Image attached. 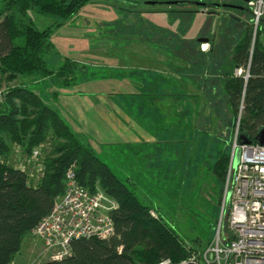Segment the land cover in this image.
<instances>
[{
	"label": "rangeland",
	"instance_id": "obj_1",
	"mask_svg": "<svg viewBox=\"0 0 264 264\" xmlns=\"http://www.w3.org/2000/svg\"><path fill=\"white\" fill-rule=\"evenodd\" d=\"M5 1L0 0V9ZM151 1L160 3L174 0H92L84 5L77 15L66 20L35 9L30 10L25 16L18 14L20 20L31 21L40 30L52 29L50 39L52 48L45 54V59L48 68L55 73L48 77L40 74L18 76L13 81L6 80L5 76L0 74V85L6 91L18 85L29 86L46 105L58 112L76 136H79L78 130L74 127L79 121L78 110L72 107L75 106L72 104L69 107L73 110L69 111L67 104L74 103L78 98V91L83 89L82 82L78 81L86 77L84 73L97 70L100 76L108 73L117 79L123 78L124 73H131L128 65L132 63V58L135 59L136 56L147 51L154 55L155 59L159 54V62L161 59L164 61L154 67L158 68L164 77L162 80H157L155 77L154 82L165 88V92L175 85L190 91V85L195 83L199 84L202 92V87L205 86V90L198 96V99L203 97L205 100L202 109H199L198 100H192L190 103L189 98L179 104L182 120L177 118L170 122L166 129L168 130L166 133L170 132L174 141L170 144L164 143L162 148L159 147L158 152L152 151L153 156H150V151L145 152L143 154L145 158L137 163L134 162L133 165L135 174L133 176L139 179V185L135 184V193L142 203L151 207V215L173 229L187 248L199 247L202 244L199 248L203 249L216 237L220 227L223 236L230 235L227 224L228 205L223 209L221 201L224 179L216 176L214 166L221 152L231 154L236 126H233L234 114L230 111L220 84L221 77L213 76L215 62L219 59L223 62L228 60L233 47L245 31L247 17L250 18L248 28H252L251 45L255 43L257 30L252 21V8L249 4H245V0H192L221 4L220 16H209L203 24L205 26L212 23L218 34L222 32L225 34V39L218 35L219 39L214 43L213 52L201 55L199 52H194L199 48L195 39L191 42L184 41V38L192 37L196 32L192 29L196 26V16L171 11L170 6L173 5L162 6L158 3L151 4ZM224 4L236 7L228 12ZM244 4L248 12H237ZM176 8L200 9L194 4L176 6ZM217 8L215 5L208 9ZM229 14L233 18L240 19L242 21L240 25L237 22L234 24ZM262 17L263 31L260 40L264 42V14ZM203 24L199 27L201 32L205 30ZM202 35L199 33L195 38ZM142 40H149V43H142ZM209 45L204 44V47L209 50L211 49ZM200 47L202 48V45ZM65 59L77 64V71L71 76L73 82L68 85L65 84L63 77L56 75L57 69L65 63ZM209 59L213 64L212 76L199 78L198 73H202V70H199ZM194 60L202 66L198 67L197 64L193 70L189 67L194 65L192 63ZM134 62L138 61L134 60ZM150 87L154 88L155 85L150 84ZM148 92L144 94L145 97L151 96L150 92L154 91L151 89ZM106 94L108 95V92ZM157 96H164L167 99L163 108L170 109V112L173 108V111L176 110L177 105L170 108L167 104L169 98L167 94H155V97ZM16 103L19 104V101ZM154 106L155 103L152 104L148 100L141 116L144 121L152 117L149 111ZM184 109H187V112H183ZM139 115L138 111H134L133 119L138 118ZM169 117L172 118L171 115ZM159 129H162L160 125H148L144 133L148 132L152 135L159 132ZM177 134H180L178 136L180 141H177ZM4 137L9 151L2 159L9 165L27 171L34 182L42 177L41 165L44 168L46 157L53 154L58 141H62L58 140L50 129L47 131L46 140L34 147L32 153H28L26 141L24 144H13L6 135ZM81 142L89 146L87 141L81 139ZM155 144L154 142L153 145ZM34 150L40 151L39 158L34 156ZM239 153L238 146L235 159ZM96 154L108 165H112L111 159L103 154L101 149L96 150ZM148 155L149 159H147ZM145 160L148 162L146 163ZM129 166L131 167V163ZM112 168L114 171L119 169L115 164ZM126 176L123 175L124 178ZM97 191L106 197L102 202L103 205L116 206L117 201L108 197L103 189L98 187ZM44 248L43 242L32 234L28 235L12 264H37L50 259L49 255L42 253Z\"/></svg>",
	"mask_w": 264,
	"mask_h": 264
},
{
	"label": "trees",
	"instance_id": "obj_2",
	"mask_svg": "<svg viewBox=\"0 0 264 264\" xmlns=\"http://www.w3.org/2000/svg\"><path fill=\"white\" fill-rule=\"evenodd\" d=\"M91 1L3 2L0 9V74L6 80L13 81L18 76L40 74L48 77L55 73L48 68L45 59V54L52 48V29L40 30L33 22L20 20L18 14L25 16L35 9L66 20L77 15ZM245 1L248 4V0ZM158 4L167 5L165 2ZM188 4L193 5L192 2L180 3L170 6V10L192 15L194 9L176 8ZM245 4L237 12H248ZM215 5L213 2L206 4L208 8ZM226 8L230 12L235 9ZM229 17L234 24L242 22L230 14ZM247 19L245 31L233 47L230 57L226 62L217 60L215 67L217 72L222 73L220 84L230 111L234 114L233 126L237 125L240 106L243 104L240 134L246 140L258 143L257 136L264 128V42L260 40L263 17L257 27L254 45H251L252 28H248L250 18ZM219 65H222L221 70ZM239 67L248 71L247 78L244 74L235 73ZM57 70L56 75L63 77L68 85L73 82L71 76L76 73L77 64L66 60ZM50 129L62 141H58L54 153L46 157L42 177L37 182L24 169L9 165L2 159L9 151L5 135L13 144H24L26 141V151L32 153L34 147L46 140ZM229 160L230 153L219 154L214 166L219 179L225 178ZM74 163L81 185L91 192H97L100 187L108 197L117 201L110 210L115 234L107 239H75L71 242V255L37 264H156L163 258L179 261L191 249H202L199 248L202 244L188 248L183 245L177 233L155 219L150 213L151 207L138 199L132 179L121 178L116 174L96 154L95 148L80 141L58 112L46 105L29 86L18 85L8 88L5 103L0 106V264H12L25 238L53 209L57 197L65 192L66 171Z\"/></svg>",
	"mask_w": 264,
	"mask_h": 264
},
{
	"label": "built area",
	"instance_id": "obj_3",
	"mask_svg": "<svg viewBox=\"0 0 264 264\" xmlns=\"http://www.w3.org/2000/svg\"><path fill=\"white\" fill-rule=\"evenodd\" d=\"M257 30L264 14V0H249ZM202 48L205 50L204 44ZM237 75L249 76L239 67ZM6 89L0 85V106L6 98ZM240 106L233 136V150L226 170L222 190V205H228L227 224L230 235L223 236L221 227L216 237L203 249H191L179 261L163 258L156 264H264V145L240 141ZM239 146V160L235 153ZM33 154L39 158L40 151ZM41 172L43 165H41ZM105 195L91 192L81 185L76 175V165L66 171L65 192L58 196L53 209L32 231L44 243L42 251L51 260H61L71 255V242L79 238L107 239L115 234L110 210L103 205Z\"/></svg>",
	"mask_w": 264,
	"mask_h": 264
},
{
	"label": "crops",
	"instance_id": "obj_4",
	"mask_svg": "<svg viewBox=\"0 0 264 264\" xmlns=\"http://www.w3.org/2000/svg\"><path fill=\"white\" fill-rule=\"evenodd\" d=\"M197 7L200 9H194L195 12L192 13L196 16V26L192 28L195 29L196 32L192 34V37L184 38V41L195 39L196 46L199 47V54L208 55L213 52L212 47L214 46L216 39H219L218 35H220V38L224 37L223 39H225V34H223V32L218 34V30L214 29L212 23L208 25L205 24V26L203 23L209 16H220L221 8L219 7H221V5L217 6L218 8L215 10H209L206 5ZM202 24L205 30L203 29L201 32L199 27ZM225 27H227L226 24ZM199 33L203 35L196 39L195 36ZM142 43L147 44L149 43V40H142ZM202 44H210L209 46L211 49L204 50L200 47ZM132 59V63L128 65L131 73H124L123 78L120 79H117L108 73L100 76L97 70H93L90 73H84L86 77L78 81L82 82L83 89L78 91V98L74 103L68 102L67 109L69 111L70 109L73 110L69 106L75 104V106L72 105V107H75V109L78 110L77 118L79 121L74 127L78 130L77 134L79 135L78 138L80 141L81 139L87 141L90 146L95 148V150L101 149V152L111 159L112 165L115 164L118 166L119 169L114 171L112 165H109L116 174L121 178H124L123 175L126 174V178L132 179L136 185H139V179H137L136 176H133L135 175L133 170L134 162L137 163L140 159H144L145 157L143 154L145 152L148 153L150 151L151 156L152 151L157 150L158 152L160 150L159 147L162 148L164 143L170 144L174 141L171 139L170 132L166 133V131H168L166 129L169 127L168 125L170 122L177 120V118L182 120V113L179 106L182 100L189 98L190 103L192 100H198L199 109H202L205 100L203 97H199L198 99L201 90L197 83H195V85H190V91L187 88H181L179 85H175L165 92V88L156 85L154 82L155 77H157V80H162L164 77L162 72L158 71V68H154L158 63H164L161 58L159 62V54L156 55L155 59L154 55L145 51V54L142 53L141 55L136 56L135 59ZM134 60L138 62H134ZM192 60L193 59H191V61ZM219 61L222 62L223 60L219 59ZM192 63L194 65L190 66V69L193 68L194 70V67H196L197 64L198 67L200 66L199 62H196L195 60ZM203 66L204 71L200 69L199 71L202 70V73H198V77H211V70L213 68L211 59L206 60ZM221 67L222 65L218 66L220 70ZM217 70L218 69L215 68L213 76L219 78L222 76V73L217 72ZM133 79L136 81H133ZM98 84L100 85L99 87ZM150 84L151 86L155 85L156 90L155 87L151 88ZM150 88L154 92H150L151 96L147 95L145 97L144 94H148V90H151ZM204 90L205 86L202 87V92ZM107 92L108 95L106 94ZM155 94H167L169 97L167 104L170 108L177 105L176 110L173 111V108L170 112V109L163 108L164 102L166 103L167 99L164 96L155 97ZM130 95L132 97H130ZM148 100L152 104L155 103V106L149 111L152 113V117L149 120L145 119L148 121H144L141 116L142 112L146 109ZM122 101L124 102L121 103ZM193 103L195 104V102ZM134 111L140 113L136 119H133ZM183 112H187V109H184ZM169 115H171L172 118L169 117ZM173 117L175 118L173 119ZM148 125H160L162 129H159V132H155L152 135H149L148 132L145 134L144 129L147 128ZM178 136H180V134H177L176 137ZM177 141H180L179 137L177 138ZM154 142L156 143L155 146L153 145ZM151 146L153 148H151ZM149 158L148 155L147 159ZM147 162L148 161H146V163ZM129 163H131V167L129 166Z\"/></svg>",
	"mask_w": 264,
	"mask_h": 264
},
{
	"label": "water",
	"instance_id": "obj_5",
	"mask_svg": "<svg viewBox=\"0 0 264 264\" xmlns=\"http://www.w3.org/2000/svg\"><path fill=\"white\" fill-rule=\"evenodd\" d=\"M249 1V0H248ZM187 2H192L194 5L197 6H205L206 2H202V1H189V0H174V1H167L165 2L168 5H175V4H180V3H187ZM151 4H156L158 3V1H151ZM162 3V2H160ZM217 6H220L221 4L217 3ZM224 6H229V7H236V6H230V4H224ZM257 141L259 144L264 145V128L260 130L258 136H257ZM241 144L243 143H249L250 141L246 140L245 137L243 135H240V141ZM239 160V154L236 157V163H238Z\"/></svg>",
	"mask_w": 264,
	"mask_h": 264
}]
</instances>
